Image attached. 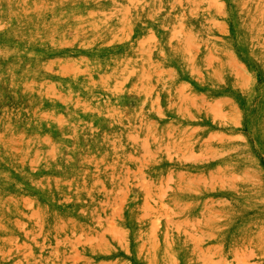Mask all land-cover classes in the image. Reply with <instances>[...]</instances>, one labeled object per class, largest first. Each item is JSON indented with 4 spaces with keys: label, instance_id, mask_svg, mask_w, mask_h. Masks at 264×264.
Returning <instances> with one entry per match:
<instances>
[{
    "label": "rangeland",
    "instance_id": "obj_1",
    "mask_svg": "<svg viewBox=\"0 0 264 264\" xmlns=\"http://www.w3.org/2000/svg\"><path fill=\"white\" fill-rule=\"evenodd\" d=\"M0 264H264V0H0Z\"/></svg>",
    "mask_w": 264,
    "mask_h": 264
},
{
    "label": "bare ground",
    "instance_id": "obj_2",
    "mask_svg": "<svg viewBox=\"0 0 264 264\" xmlns=\"http://www.w3.org/2000/svg\"><path fill=\"white\" fill-rule=\"evenodd\" d=\"M180 37V36H179ZM125 64V63H124ZM93 68V67H92ZM155 79V78H154ZM215 101V100H214ZM200 151V150H199Z\"/></svg>",
    "mask_w": 264,
    "mask_h": 264
}]
</instances>
